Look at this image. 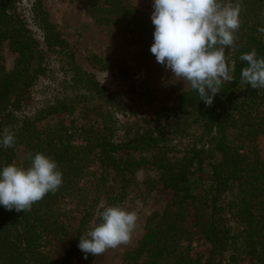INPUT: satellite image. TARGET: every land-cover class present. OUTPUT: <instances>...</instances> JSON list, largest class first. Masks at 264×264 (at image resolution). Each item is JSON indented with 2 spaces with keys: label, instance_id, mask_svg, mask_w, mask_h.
<instances>
[{
  "label": "trees",
  "instance_id": "1",
  "mask_svg": "<svg viewBox=\"0 0 264 264\" xmlns=\"http://www.w3.org/2000/svg\"><path fill=\"white\" fill-rule=\"evenodd\" d=\"M19 1L0 0V137H15L13 147H0V167L19 166L16 148L23 145L24 168L31 163L28 153H43L57 162L62 184L30 210L8 211L0 206V264H91L95 256L84 258L78 248L80 237L101 222L100 213L106 207L120 206L124 195L109 194L101 207L99 199H94L74 228L61 219L59 202L79 185L96 159L121 181H126L129 169L152 167L163 186L174 191L163 212L149 218L146 232L125 254L124 264H264V158L257 143L264 133V88L253 89L240 76L248 66L240 60L242 54L255 51L257 57L264 58V33L258 31L264 28V0H219L222 5L240 4V26L234 33V46L225 50L229 79L222 81L211 107L200 101L191 87L169 91L166 100L173 103L157 112L160 122L153 130L121 140L107 125L96 128L78 123L75 132L85 135L81 143L74 141L68 126L41 129L36 124L49 114L74 113L78 100L66 96L41 108L39 117H25L14 125L25 97L49 71L51 54H56L54 59L63 66L75 62L74 53L48 19L43 0H29L27 13L19 9ZM82 4L96 21L123 27L144 56L155 58L150 53L154 25L129 0H82ZM32 25L41 30L43 45L33 35ZM6 47L17 54L12 68L6 65ZM74 68L77 75L82 72L79 66ZM83 73L87 80L81 84L87 81L88 90L111 100L113 94L107 88ZM63 81L67 91L73 86L74 75ZM145 90L147 98H156V89L145 86ZM173 119L177 123L170 126ZM188 120L203 127L204 135L199 146L176 156L170 146L183 133L179 123ZM226 213L242 229L228 227ZM194 227L211 245L208 256L193 253ZM67 237L70 245L57 261L44 246L52 238Z\"/></svg>",
  "mask_w": 264,
  "mask_h": 264
},
{
  "label": "rangeland",
  "instance_id": "2",
  "mask_svg": "<svg viewBox=\"0 0 264 264\" xmlns=\"http://www.w3.org/2000/svg\"><path fill=\"white\" fill-rule=\"evenodd\" d=\"M129 1L150 19L153 11L152 0ZM218 2L222 4L221 1ZM27 4L29 0L18 2L19 9L24 13H27ZM42 4L48 19L54 24L61 38L67 42L68 49L74 53L75 62L63 66L64 63L54 59L56 54H51L49 71L42 75L37 85L25 97L22 108L17 111L14 125L19 124L25 117H39L41 108L54 102L56 97L66 96L78 100L75 102L77 110L74 113L62 111L49 114L37 121L38 128L63 124L74 132V141L81 143L85 135L82 136L79 131L75 132L78 123L96 128L107 125L114 133V137L127 140L156 127L160 122L157 119V112L161 107L173 103L172 100H166V93L190 88V85L176 79L169 70L157 63L155 58L144 56L139 44L132 40V35L123 27L114 23H100L93 19L83 6L82 0H43ZM31 29L33 35L43 45L41 30L34 25ZM4 53L6 65L12 68L17 54L8 47ZM76 66L81 68L82 72L79 75L78 70L74 68ZM83 72L91 74L92 78L107 88L113 94L111 100L100 98L88 90L87 81L81 84L82 80H87ZM71 75H74L73 86L65 91L63 79ZM145 86L157 90L156 98L150 99L145 96ZM44 114L45 112L41 113ZM175 122L176 120H171L170 126L176 125ZM179 125L182 130L184 129L183 133L172 141L170 146L176 156H182L192 147L199 146L204 135V128L189 120ZM257 143L264 158V133L259 135ZM16 150V162L20 167H24L25 146H18ZM158 178L156 169L141 167L129 169L126 181L115 180L114 172L104 169L100 160L96 159L90 163L79 185L59 202L62 210L61 219L72 228L79 224L87 204L98 198V206L101 207L111 193L119 192L124 195L120 207L137 214V227L129 243L95 256L91 264L125 263V254L136 247L147 230L149 218L155 213H162L174 196V191L165 188ZM226 215L230 218L228 213ZM92 223H96V218ZM225 223L228 227L233 225L236 231L242 229L234 218L227 219ZM193 229L196 232L192 240L193 253L208 256L210 243L195 227ZM70 240V237L64 240L52 238L44 248L59 261L69 247ZM242 264L250 263L245 261Z\"/></svg>",
  "mask_w": 264,
  "mask_h": 264
},
{
  "label": "clouds",
  "instance_id": "3",
  "mask_svg": "<svg viewBox=\"0 0 264 264\" xmlns=\"http://www.w3.org/2000/svg\"><path fill=\"white\" fill-rule=\"evenodd\" d=\"M154 25L150 53L157 63L195 90L211 107L223 80L229 79L225 50L234 46V33L240 26L239 3L222 5L218 0H152ZM264 33V28L258 29ZM247 63L241 81L253 89L264 88V58L255 51L242 54ZM15 137H0V147H13ZM27 168L10 164L0 167V206L16 212L30 210L62 184L57 162L43 153L27 154ZM101 222L80 237L78 248L100 256L109 249L127 245L137 227L138 216L120 206H108L100 213Z\"/></svg>",
  "mask_w": 264,
  "mask_h": 264
}]
</instances>
